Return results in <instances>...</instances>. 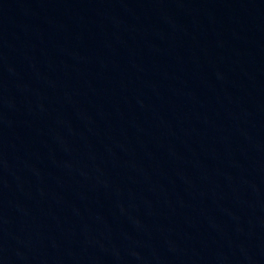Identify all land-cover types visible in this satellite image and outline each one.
<instances>
[{
    "label": "water",
    "instance_id": "obj_1",
    "mask_svg": "<svg viewBox=\"0 0 264 264\" xmlns=\"http://www.w3.org/2000/svg\"><path fill=\"white\" fill-rule=\"evenodd\" d=\"M0 264H264V0H0Z\"/></svg>",
    "mask_w": 264,
    "mask_h": 264
}]
</instances>
